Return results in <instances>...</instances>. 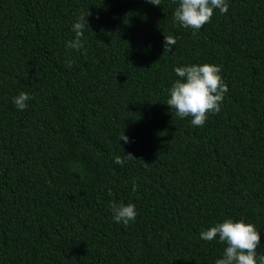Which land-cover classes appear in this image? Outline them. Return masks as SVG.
<instances>
[{
	"label": "trees",
	"instance_id": "trees-1",
	"mask_svg": "<svg viewBox=\"0 0 264 264\" xmlns=\"http://www.w3.org/2000/svg\"><path fill=\"white\" fill-rule=\"evenodd\" d=\"M175 7L0 0V264H214L223 246L199 233L224 218L254 224L264 253V0H229L195 34ZM79 15L83 53L65 47ZM186 63L227 86L203 127L165 104ZM111 202L135 221L114 223Z\"/></svg>",
	"mask_w": 264,
	"mask_h": 264
},
{
	"label": "clouds",
	"instance_id": "clouds-1",
	"mask_svg": "<svg viewBox=\"0 0 264 264\" xmlns=\"http://www.w3.org/2000/svg\"><path fill=\"white\" fill-rule=\"evenodd\" d=\"M146 2L158 6L160 0ZM175 4L172 12L174 25L178 24L194 34L210 21L214 12L225 14L229 8V0H175ZM85 22L84 15L74 19L70 29L74 35L72 39L65 41L66 49L79 50L83 53ZM174 44V37H163L164 51H170ZM65 66L71 68L72 60L66 59ZM172 71L176 78L166 89L165 104L170 111H174L177 118L183 120L190 117L192 126L203 127L209 115L220 111L223 97L227 92V86L220 75V66L209 63H186L173 67ZM30 99L28 93L20 92L12 97L11 103L17 111H24ZM119 141L130 143L129 137L124 133L119 136ZM125 156L133 159L131 154ZM114 163L120 165L124 161L120 157H115ZM137 186L136 179L133 178L131 182L133 193ZM109 212L114 223L123 225L134 222L137 216L136 206L131 202H111ZM199 238L205 242L215 241L223 246L214 264H264V253L257 251L261 243V234L254 224L243 219L224 218L202 230Z\"/></svg>",
	"mask_w": 264,
	"mask_h": 264
}]
</instances>
